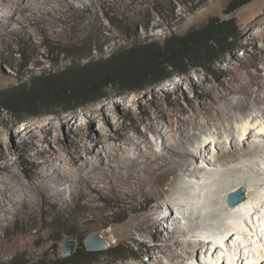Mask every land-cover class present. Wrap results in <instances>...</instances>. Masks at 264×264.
Segmentation results:
<instances>
[{"label":"rangeland","instance_id":"obj_1","mask_svg":"<svg viewBox=\"0 0 264 264\" xmlns=\"http://www.w3.org/2000/svg\"><path fill=\"white\" fill-rule=\"evenodd\" d=\"M232 1L96 0L94 4L92 0H76L61 11H53L55 5H45L46 9L41 12H27L26 15L30 16L26 21H22L25 17L20 18V15H16L15 21H10L7 17L10 10L4 0H0V91L20 83L12 63L20 60L17 53L21 49L28 59L34 60L32 66L37 64L36 70H43L48 69L52 59L46 46L54 48L56 55L59 49L78 47L98 57L100 52L96 46L103 47L109 54L111 49L129 43L130 38H154L163 42L171 33L185 35L205 27L212 19H232L241 37L240 48L214 68L211 76L196 70L190 76L166 81L147 94L128 93L87 106L81 111L30 118L23 122H19L14 112L0 108V264H11L17 256L20 259L26 257L31 264H61L62 247L66 243L77 242L79 258L87 250L85 240L95 233L104 239L109 249L93 252L91 264H156V259L164 264H180L181 256L172 261L168 255H153L150 250L162 240L177 248L175 240L187 244L203 235L196 230L189 237H181L183 229L188 230L196 224L194 211L201 213L193 206L194 199L195 202L199 199L193 197L194 194H201L196 176L178 171L182 179L177 184L186 185L188 181L196 190H188L186 200L180 196L185 207H176L173 218L169 219L171 215H168L164 219L158 214L160 209L163 210L160 205L170 203L174 207L167 201V195L155 203L150 196L127 194L128 189L124 187L113 189L109 182L93 183L91 187L84 182L79 184L77 175L98 164L88 149L103 134L113 138L107 144L109 148L113 145L124 148L128 145L127 140L132 138L141 149L139 152L130 150L132 157H138L140 152L149 154L151 144L160 152L162 138L154 129L167 132L170 142H173L168 120L175 121L183 109L189 110L192 106L209 102L203 95L205 91L214 87L221 93L225 92L221 81L227 83L235 76L246 81L248 71L257 74L258 66L262 68L260 74L264 75V0H253L228 15ZM6 25L9 26L4 29ZM59 59L64 63L67 58L62 55ZM32 66L30 68H34ZM177 82L181 85L179 90H176ZM253 106L254 102L250 101V107ZM103 107L107 108L106 115L92 121L93 117L101 114ZM165 113L167 116L164 118ZM235 114L242 115L239 111ZM202 121L206 122L203 117ZM215 124L218 123L209 128V135L212 129L215 130ZM140 134L149 140L144 141ZM99 151L105 161L103 169H109L102 145ZM78 154L80 160L77 165H71ZM260 164L257 166L264 168V162ZM58 172L75 180L61 186L50 182L49 177L58 175ZM122 172L126 174L124 169ZM99 173L100 169H97L90 176L96 177ZM203 176L207 179L206 175ZM63 178L57 180L62 182ZM7 185L10 188L5 192ZM207 185L200 186L206 189ZM133 187L136 188V184ZM169 188L170 181L166 189ZM119 246L125 256L132 257L109 263ZM207 251L206 247L196 256L189 254V263L195 264L198 255L206 259Z\"/></svg>","mask_w":264,"mask_h":264},{"label":"bare ground","instance_id":"obj_2","mask_svg":"<svg viewBox=\"0 0 264 264\" xmlns=\"http://www.w3.org/2000/svg\"><path fill=\"white\" fill-rule=\"evenodd\" d=\"M73 1L76 0H4L10 10L7 15L10 21H15L16 15L25 17L22 21H26L30 16L26 15L27 12H41L46 9L45 5H55L52 10L61 11ZM92 2L95 4L96 0ZM257 70V74L248 71L246 81L238 76L227 83L221 81L220 85L225 92L221 93L219 89L212 87L203 93L209 102L200 103L198 107L192 106L189 110H181L175 121L169 119L167 125L173 142H170L167 132L154 129L162 138L160 152L155 150L150 141L149 154L140 152L138 157H132L129 151H141L140 145L129 138L126 147L113 145L109 148L107 144L113 138L107 134L94 140L92 148L88 149L98 164L88 165V170L78 173L79 184L84 182L91 187L93 183L109 182L113 189L124 187L128 189L127 194L150 196L155 199V203L158 198L162 199L167 195V201L172 202L174 207L170 203H163L160 207L168 211V215H171L169 219L173 218L176 207H185L181 197L185 200L189 195L188 190H196L188 181L186 185L177 184L182 179L179 170L186 175L196 176L202 186L207 183L210 185L205 186L206 189L198 185L201 194H194L193 197L199 199L196 202L194 199L193 206L201 213L194 211L196 224L181 231V237H189L196 230H200L197 233L203 235L187 244L175 240L177 248H172L162 240L151 248V254L168 255L172 261L181 256L182 260L178 263L185 264L188 261L190 264L189 254L196 256L207 247L206 259L198 255L195 264H264V168L257 166L264 162V75L260 74L262 68L258 66ZM234 83L238 85L235 86ZM179 89L181 85L177 82L176 90ZM232 95H235L233 99L230 98ZM250 101L254 102L253 107H250ZM221 102H224L223 105ZM100 111L101 114L93 117L92 121L105 116L107 108L103 107ZM238 111L242 115H236L235 112ZM166 116L165 113L163 117ZM202 117L206 122L202 121ZM216 122L218 124L214 125L215 130L212 129L209 135V128ZM71 128L72 123L68 125V129ZM141 136L144 141L149 140L146 135ZM100 145L106 151L109 169H103L105 161L101 158ZM57 157L61 158L60 155ZM74 158L76 160L71 165L76 166L80 160L79 154ZM250 158L252 161H248ZM210 168L214 169L213 172ZM97 169H100L99 176H90ZM59 177H64L62 182L57 180ZM74 180L72 176L62 172L49 177L50 182L59 186ZM168 181L171 182V188L166 189ZM133 184L137 187L134 188ZM9 188L7 185V189L3 191L8 192ZM242 188L246 190V200L235 207H229L227 195ZM160 215L159 217H164ZM159 217L156 218L159 220ZM214 221L217 222L216 229L213 227ZM242 244H246V247L243 248ZM154 262L164 264L160 259Z\"/></svg>","mask_w":264,"mask_h":264},{"label":"trees","instance_id":"obj_3","mask_svg":"<svg viewBox=\"0 0 264 264\" xmlns=\"http://www.w3.org/2000/svg\"><path fill=\"white\" fill-rule=\"evenodd\" d=\"M253 0H233L228 15L235 13ZM109 21L112 22V19ZM113 23V22H112ZM129 43L117 46L106 54L96 46L100 55L93 56L83 48L56 50L46 46L52 57L48 69L36 70L34 62L21 49L18 63H12L20 77L18 85L0 91V108L16 114L19 122L54 114L81 111L87 106L128 93L147 94L158 85L180 76H190L201 70L211 76L226 57L240 48V33L232 20L212 19L205 27L185 35L171 33L163 42L154 38L128 39ZM65 55L64 63L59 56ZM34 68H30V67ZM134 250V249H133ZM133 250L131 252H133ZM112 261H126L122 249L115 248ZM61 258V264H91L93 252L77 257ZM17 256L11 264H31L26 257ZM35 264H43L37 262Z\"/></svg>","mask_w":264,"mask_h":264},{"label":"water","instance_id":"obj_4","mask_svg":"<svg viewBox=\"0 0 264 264\" xmlns=\"http://www.w3.org/2000/svg\"><path fill=\"white\" fill-rule=\"evenodd\" d=\"M246 190L244 188L236 191L228 197L227 205L235 207L246 200ZM85 246L89 252H102L109 249V245L98 234H92L85 240ZM77 242L69 241L62 247V255L65 258L71 257L76 252Z\"/></svg>","mask_w":264,"mask_h":264}]
</instances>
